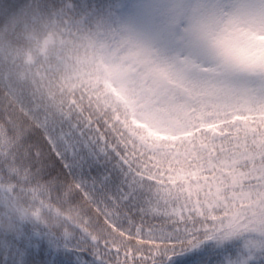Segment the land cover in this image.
<instances>
[{
    "label": "trees",
    "instance_id": "obj_1",
    "mask_svg": "<svg viewBox=\"0 0 264 264\" xmlns=\"http://www.w3.org/2000/svg\"><path fill=\"white\" fill-rule=\"evenodd\" d=\"M116 1L31 0L35 15L0 25V79L7 75L12 93L7 103L13 105L10 113L14 120L19 115L17 98L26 103L42 101L55 111L72 110L83 112L86 118L88 114L102 118L121 148H127L141 161L142 174L137 175L145 181L146 191L151 186L152 199L144 205L146 212L163 219L173 211L191 210L195 215L203 210L208 226L214 218H229L228 243L239 241L243 247L246 240L258 238L264 244V207L247 214L238 212V201L253 198L245 189L264 177V132L258 126L254 124L255 134L249 138H243L239 132L229 135L220 131L211 140L207 136L190 140L191 151L184 157L195 174L178 179V165L171 166L169 159L181 148L151 139L145 131L134 127L124 105L107 92L101 79L86 69L111 25ZM66 3L76 5L69 13L71 19L60 22L52 18L51 13ZM25 5L26 2L20 6V11ZM12 19L10 16L9 21ZM204 79L203 73L187 78L192 95L199 100L198 85ZM230 137L232 143H227ZM18 139L15 124H9L6 130L0 123V231L8 227L9 218L36 220L32 212L37 209L43 213L38 226L53 231H92L104 227L103 216L89 208L76 183L78 180L93 186L98 176L95 168L72 169L70 177L66 171L65 179L48 177L47 169L43 172L27 162ZM226 156L238 159L229 164ZM204 179L219 183L198 188L184 197V185H197ZM96 191L99 194L100 187ZM122 219L127 226V218ZM174 259L177 261L178 256Z\"/></svg>",
    "mask_w": 264,
    "mask_h": 264
},
{
    "label": "rangeland",
    "instance_id": "obj_2",
    "mask_svg": "<svg viewBox=\"0 0 264 264\" xmlns=\"http://www.w3.org/2000/svg\"><path fill=\"white\" fill-rule=\"evenodd\" d=\"M103 39L86 69L124 105L134 127L181 148L169 159L178 165L176 178L195 174L184 157L190 140H211L220 131L249 138L254 124L264 132V0H117ZM196 73L206 75L200 100L187 81ZM237 159L226 156L229 164ZM203 181L184 185V197L219 183ZM245 190L253 198L238 201V212L264 207L257 185ZM221 220L229 218H214L209 227ZM245 244L259 248L262 242ZM184 259L179 255L177 264Z\"/></svg>",
    "mask_w": 264,
    "mask_h": 264
},
{
    "label": "snow or ice",
    "instance_id": "obj_3",
    "mask_svg": "<svg viewBox=\"0 0 264 264\" xmlns=\"http://www.w3.org/2000/svg\"><path fill=\"white\" fill-rule=\"evenodd\" d=\"M24 3L0 0V25L35 15L31 6L20 11ZM74 7L66 3L51 17L60 22L69 20ZM0 83L4 100L0 123L6 130L15 124L18 146L33 168L47 169L48 177L63 179L66 171L70 177L72 169L95 168L98 176L93 186L76 183L82 190L81 198L103 216L105 225L98 230L73 228L61 233L38 226L43 217L39 209L32 212L36 220L9 218L8 227L0 231V264H177L174 257L179 255L186 257L181 264H264V244L257 248L242 247L239 241L225 243L229 221L209 227L203 210L195 215L191 210L173 211L163 219L146 212L144 205L152 199L151 186L146 191L145 181L137 175L141 161L121 148L102 118L92 114L86 118L83 112L72 110L55 111L42 101L26 103L17 98L19 115L14 120L10 113L13 105L7 103L12 93L6 74ZM260 193H264V177L257 184ZM122 217L127 218V226Z\"/></svg>",
    "mask_w": 264,
    "mask_h": 264
}]
</instances>
